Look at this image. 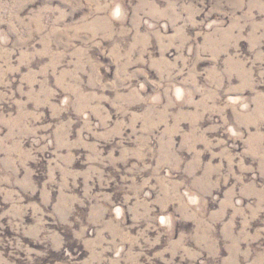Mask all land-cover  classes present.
Masks as SVG:
<instances>
[{
    "label": "rangeland",
    "instance_id": "obj_1",
    "mask_svg": "<svg viewBox=\"0 0 264 264\" xmlns=\"http://www.w3.org/2000/svg\"><path fill=\"white\" fill-rule=\"evenodd\" d=\"M0 264H264V0H0Z\"/></svg>",
    "mask_w": 264,
    "mask_h": 264
}]
</instances>
